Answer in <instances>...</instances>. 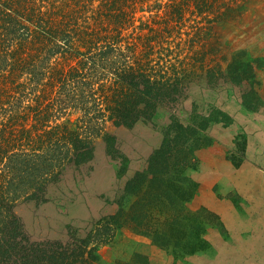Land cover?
Listing matches in <instances>:
<instances>
[{"label": "rangeland", "instance_id": "obj_1", "mask_svg": "<svg viewBox=\"0 0 264 264\" xmlns=\"http://www.w3.org/2000/svg\"><path fill=\"white\" fill-rule=\"evenodd\" d=\"M169 2H147L130 39L148 32L144 24ZM241 8L218 22L185 12L181 33L164 44L172 52L158 50L151 63L159 74L185 77L178 100L130 127L108 124L113 154L98 139L90 161L70 163L47 185L48 200L19 202L15 209L31 240L65 242L69 227L83 236L115 213L125 194L126 209L138 197L146 205L131 209L137 225L123 224L97 245L103 264L131 261L135 253L144 264H264V0H245ZM251 91L248 106L242 95ZM214 108L222 111L217 120L170 140L176 120L194 126V112ZM158 151L163 156L154 158ZM137 175L144 179L134 194L127 185L135 187Z\"/></svg>", "mask_w": 264, "mask_h": 264}, {"label": "trees", "instance_id": "obj_2", "mask_svg": "<svg viewBox=\"0 0 264 264\" xmlns=\"http://www.w3.org/2000/svg\"><path fill=\"white\" fill-rule=\"evenodd\" d=\"M149 1L0 0V264H103L97 245L111 240L117 227L137 225L132 210L146 204L138 197L126 209L121 194L116 212L98 218L85 235L69 227L65 242L31 240L15 208L48 200L47 185L70 163L90 161L98 139L113 154L108 124L130 127L178 100L185 77L159 74L151 63L158 50L171 51L164 44L181 33L185 12L218 22L245 2L172 0L163 15L144 24L148 32L131 40L128 31L134 32L136 14ZM252 91L242 95L248 106ZM221 112H194V126L176 120L170 140L178 142L187 128L196 132ZM143 176L134 179L135 187L127 185L131 193ZM137 257L115 264H144Z\"/></svg>", "mask_w": 264, "mask_h": 264}, {"label": "bare ground", "instance_id": "obj_3", "mask_svg": "<svg viewBox=\"0 0 264 264\" xmlns=\"http://www.w3.org/2000/svg\"><path fill=\"white\" fill-rule=\"evenodd\" d=\"M224 169V168H223ZM244 169V168H243ZM249 169V168H248ZM216 171V170H215ZM239 171V170H238ZM243 171V170H242ZM220 172V171H219ZM237 172V171H236ZM229 173V172H228ZM219 174V173H218ZM221 174H222V172H221ZM237 174V173H236ZM239 174V173H238ZM245 174V173H244ZM225 176L227 177V175L225 174ZM237 176H239V175H237ZM241 176H244V175H240L239 177H241ZM247 176V175H246ZM252 176H254V174L252 175ZM228 178V177H227ZM232 178V177H231ZM230 178V179H231ZM243 177H241L240 179H242ZM250 178H251V176H250ZM234 179V178H233ZM240 179H238L239 181H240ZM248 180V179H247ZM252 180H253V178H252ZM232 182V181H231ZM238 182V181H237ZM236 181H235V183H237ZM252 183H253V181H251ZM251 184V183H250ZM238 185H239V182H238ZM244 185V184H243ZM251 185H249V187H250ZM244 188H245V185L243 186ZM247 187V186H246ZM246 189V188H245ZM248 189V188H247ZM251 190V189H250ZM244 191H246V190H244ZM253 198V197H252ZM259 198V197H258ZM260 201V200H259ZM258 203V202H257ZM256 204V203H255ZM259 214V213H258ZM261 215V214H260ZM261 217H263V216H261ZM257 218V217H256ZM231 219V218H230ZM256 220H259V219H256ZM261 220V219H260ZM233 221V220H232ZM258 222V221H257ZM260 222V221H259ZM234 225V224H233ZM238 226H239V224H238ZM238 231V230H237ZM236 232V231H235Z\"/></svg>", "mask_w": 264, "mask_h": 264}]
</instances>
